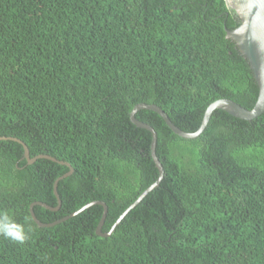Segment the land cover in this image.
Returning <instances> with one entry per match:
<instances>
[{
    "label": "trees",
    "instance_id": "trees-1",
    "mask_svg": "<svg viewBox=\"0 0 264 264\" xmlns=\"http://www.w3.org/2000/svg\"><path fill=\"white\" fill-rule=\"evenodd\" d=\"M224 0H0V264H264V111L247 122L214 110L193 139L154 112L163 175L108 237L101 233L157 179L137 104L186 133L219 99L253 108L258 88L226 30Z\"/></svg>",
    "mask_w": 264,
    "mask_h": 264
},
{
    "label": "water",
    "instance_id": "water-1",
    "mask_svg": "<svg viewBox=\"0 0 264 264\" xmlns=\"http://www.w3.org/2000/svg\"><path fill=\"white\" fill-rule=\"evenodd\" d=\"M224 2L225 5L229 9H231L239 19V25L235 29L226 30L225 38L234 43L238 53L247 62L258 88L257 99L253 108L250 110L244 109L241 106H239L237 103L227 99L216 100L213 103L209 104L205 109L203 118L201 120L198 129L195 132L186 133L181 131L176 126H174L170 122V120L166 117V115L157 106L145 105V104L135 105L131 110V112L129 113V120L135 127L144 129L150 134L151 136L150 157L156 168L158 176L156 181L150 187H148L139 196V198L120 215V217L114 222V224L111 226L110 230L107 233H101V227L104 223L107 208L106 205L100 201L91 202L83 206L76 212L51 224H42L41 222H39L33 213L32 210L33 206H40L50 211H56L60 206V200L56 192L57 182L71 175L73 170L69 164L58 162L55 158H52L48 155H41L30 158L27 147L19 140L11 139L12 141L17 142L22 146L23 158L26 160L28 164H32L39 158L42 159L45 158L52 162L64 165L69 169L67 173L58 177L53 184V195L56 199L57 207L50 208L49 206L40 202H35L30 204L29 206L30 217L32 218L33 222L36 225L40 227H52L56 224H59L67 220L72 216H75L77 213L81 212L82 210L92 205H98L102 208V215L95 229V234L101 237H108L113 232L119 221L124 217V215L130 209L134 208L135 205H137L149 191L153 190L158 185L159 181L162 178L163 170L161 164L157 159V156L155 155L156 133L154 129L151 128L149 125L139 122L134 118L135 113L139 110H149L156 113L164 121L165 125L174 135L184 139H193L199 136L205 129L211 113L216 109L224 111L231 117L247 122L255 119L256 117L260 116L263 113L264 111V0H224Z\"/></svg>",
    "mask_w": 264,
    "mask_h": 264
},
{
    "label": "clouds",
    "instance_id": "clouds-1",
    "mask_svg": "<svg viewBox=\"0 0 264 264\" xmlns=\"http://www.w3.org/2000/svg\"><path fill=\"white\" fill-rule=\"evenodd\" d=\"M0 235L19 243L26 238L22 226L12 223L6 213H0Z\"/></svg>",
    "mask_w": 264,
    "mask_h": 264
}]
</instances>
